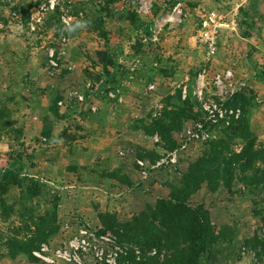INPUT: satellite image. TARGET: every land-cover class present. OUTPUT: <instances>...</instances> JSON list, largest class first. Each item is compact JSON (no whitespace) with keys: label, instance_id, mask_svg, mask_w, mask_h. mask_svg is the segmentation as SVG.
I'll return each instance as SVG.
<instances>
[{"label":"rangeland","instance_id":"obj_1","mask_svg":"<svg viewBox=\"0 0 264 264\" xmlns=\"http://www.w3.org/2000/svg\"><path fill=\"white\" fill-rule=\"evenodd\" d=\"M211 9L234 28L208 57L196 29ZM62 17L91 24L68 34ZM97 51L112 58L108 68ZM228 69L234 86L216 84ZM189 97L202 117V100L222 110L208 140L244 111L264 145V0H0V180L6 168L16 174L0 182V264H115L99 214L130 220L201 153L206 141L184 137L197 122L188 119L172 135L185 146L177 160L156 166L164 140L141 128L168 100ZM203 185L192 199L216 237L205 264H264V191Z\"/></svg>","mask_w":264,"mask_h":264},{"label":"trees","instance_id":"obj_2","mask_svg":"<svg viewBox=\"0 0 264 264\" xmlns=\"http://www.w3.org/2000/svg\"><path fill=\"white\" fill-rule=\"evenodd\" d=\"M96 56L102 59L104 68H108L112 61L110 55L97 51ZM235 95L242 98V93ZM179 100L178 105L168 100L160 118L141 123L147 134H157L164 140L165 150L175 149L172 135L182 129L185 120L199 121L205 127L210 125L207 117L194 111L190 97ZM237 101L233 100L234 103ZM225 102L228 103L229 99ZM241 105L244 107V102ZM50 111L57 115L58 107L51 106ZM234 139L241 141L238 151L230 147ZM15 176L14 168H6L0 182L14 180ZM234 182L245 189L264 191V145L257 144V136L249 130L244 111L235 122L217 134L216 140H206L204 149L195 159L186 161L179 176L165 185L168 189L165 198H158L153 206L147 205L125 222L118 221L113 214H99L103 228L111 232L114 263H207L210 245L216 238L212 237L215 229L206 205L192 198L203 184L210 188L225 185L233 193L230 190ZM4 188H7L5 183ZM225 233L234 234L228 226H225ZM29 241L30 246L34 245L30 250H35L37 245L32 239ZM13 247L21 252L29 251L25 244H14Z\"/></svg>","mask_w":264,"mask_h":264},{"label":"built area","instance_id":"obj_3","mask_svg":"<svg viewBox=\"0 0 264 264\" xmlns=\"http://www.w3.org/2000/svg\"><path fill=\"white\" fill-rule=\"evenodd\" d=\"M225 28H234V23L233 21H226L225 16L216 9H211L201 15L196 29V39L200 43V45H202L205 54L208 57H212L217 53L218 39L221 31ZM214 81L218 85L226 82L228 83V85L233 87V72L228 69L222 73H218L214 77ZM195 94L200 97L201 91L199 90L195 92ZM183 97H185L184 93ZM201 105L206 111V117L210 121V123H217L219 118L222 117V110H218L214 103L202 100ZM184 137L195 141H206L209 139V133L207 132L206 127L201 122H196L194 123L192 129H188L186 131V135ZM155 140H158L156 136ZM184 147V143H182L178 148L166 150V153L159 159V161L156 163V166L174 163L177 160L178 150H181ZM139 163L142 164L141 161H139Z\"/></svg>","mask_w":264,"mask_h":264},{"label":"clouds","instance_id":"obj_4","mask_svg":"<svg viewBox=\"0 0 264 264\" xmlns=\"http://www.w3.org/2000/svg\"><path fill=\"white\" fill-rule=\"evenodd\" d=\"M62 23L64 25L63 31L68 34H73L77 31L86 30L90 24L91 21L87 19H75L73 20L70 17H62Z\"/></svg>","mask_w":264,"mask_h":264},{"label":"crops","instance_id":"obj_5","mask_svg":"<svg viewBox=\"0 0 264 264\" xmlns=\"http://www.w3.org/2000/svg\"><path fill=\"white\" fill-rule=\"evenodd\" d=\"M223 30H225V29H223ZM4 150V149H3ZM205 189H206V187H205V185H203L202 187H201V191H202V193L203 192H205ZM200 191V190H199ZM162 193H161V196H166L167 195V191H164V189H163V191H161ZM195 196H196V194H195ZM196 198V197H195ZM223 214V213H222ZM224 215H225V213H224ZM221 219V218H220ZM225 222H226V219H225V217H222V219H221V221L218 223V225H221V224H225Z\"/></svg>","mask_w":264,"mask_h":264}]
</instances>
